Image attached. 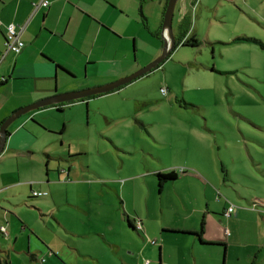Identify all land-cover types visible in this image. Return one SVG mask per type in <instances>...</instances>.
<instances>
[{"label":"rangeland","instance_id":"374dc122","mask_svg":"<svg viewBox=\"0 0 264 264\" xmlns=\"http://www.w3.org/2000/svg\"><path fill=\"white\" fill-rule=\"evenodd\" d=\"M177 9L178 5L172 18L174 35H178ZM137 13L134 21L141 33L137 48L134 38L130 40L128 55L135 70L124 77L157 58L160 54L153 53L162 48V38L155 36L161 31L160 15L146 17L143 10L140 15V4ZM186 29L179 41L193 36L198 45L177 41L169 57L147 75L111 94L64 106L61 113L52 107L31 111L7 128L9 134L17 126L22 128L25 138L16 144L18 151L5 149L0 155V188L5 187L0 207L11 226L18 217L28 234L34 232L50 244L55 264L93 263L73 257L76 240L61 226L90 235L83 243L92 252L97 248L93 244L102 242L93 235L103 237L111 231L118 239L120 231L121 237L129 236L123 212L133 217L134 206L151 212L156 226L174 220L178 210L207 205L221 219L222 211L231 206L234 217L242 214L240 218L248 223L224 220L228 250L214 244L180 255L189 264H194V257H213L214 264L264 260V248L259 253L251 248L264 241V49L253 41L233 42L242 36L264 45V0H201ZM160 87L167 93L161 94ZM3 89L0 104L10 96ZM63 89L60 85L59 91ZM182 170L207 174L214 190H203L187 179L159 186L156 173L181 175ZM61 171H69V181L61 179ZM224 182L227 189L217 185ZM29 187L48 196L29 199ZM7 225L0 227L2 241L13 240ZM133 232L141 243L142 234ZM120 250L124 257L129 252L127 245ZM158 254L155 247L156 260ZM42 256L38 254L30 264H42Z\"/></svg>","mask_w":264,"mask_h":264},{"label":"crops","instance_id":"0c3cea01","mask_svg":"<svg viewBox=\"0 0 264 264\" xmlns=\"http://www.w3.org/2000/svg\"><path fill=\"white\" fill-rule=\"evenodd\" d=\"M45 1L46 6L36 8L41 0H0V83H4L0 87H4L3 90L8 89L10 91V96L0 104V123L22 106L31 105L35 101L49 98L58 92L79 91L103 86L126 76L127 71H134L135 65L131 66L128 55L130 40L134 38L137 48L138 36L141 33L140 27L134 21L138 15L137 8L139 4L140 15L143 16L142 10L143 13L145 12L146 17L148 13L160 15L161 31L160 34L155 36L163 37L162 20L168 0ZM200 2L201 0H177L173 14L178 5V35H174L172 31L175 41L185 35L187 29L182 33L181 25L183 22L188 24L190 14L198 8ZM140 22L142 27L147 29L143 18ZM132 23L134 29L131 31ZM10 24L16 26L17 30H21L20 39L24 44L22 50L16 54L5 50V30ZM151 36L153 37V35ZM181 43H184V40ZM161 49H156L153 53L154 56H158ZM60 85L65 86L63 91H59ZM160 89H165L167 93L166 88L160 87ZM3 92L0 91V99ZM88 100L90 99L59 103L48 107L56 108V111L61 113L64 106H72L78 102L85 103ZM87 103L89 104V102ZM63 131L64 128L61 129L60 133H63ZM24 134L22 128L19 129L18 126L13 129L5 144L6 152L18 151L16 150V144L25 138ZM198 172H185L181 175L175 172L177 175L176 180L187 179L195 182L196 187L213 191L215 185L209 176L203 172ZM58 175L62 180L69 181V171L65 173L63 171L58 172ZM93 182H96L95 179L90 181V183ZM217 185L221 189L229 187L226 182L217 183ZM4 189L5 187L0 188L1 195L3 194L1 191ZM29 190V199L35 198L31 195V192L46 193L31 190V187H29ZM120 195L122 196V193ZM47 196L46 193L45 196L36 198L41 199ZM119 201L120 208L124 210L122 201L120 199ZM212 201L215 203L214 199ZM254 201L260 202V199L255 198ZM124 206L126 210L125 200ZM228 208L220 214L221 219L214 215V212L218 211L208 208V205L206 208L201 209L192 207L188 211L178 210L174 220L166 222L163 226H156L151 212L139 210L134 206L132 208L134 211L132 213L133 217L130 218L125 211L123 217L127 216L131 222L133 219L140 222L141 230L136 232L142 234V237H139L141 243L132 237L135 236L132 234L134 229L129 228L126 224V231L129 235L127 238L121 237L120 231L118 239L112 236L111 231H108L106 235L103 234V237L102 235H93L92 237L95 239H98L97 236L101 237L102 242L93 244L97 248L93 249L94 251L91 250L92 252L87 248L88 245L83 243L90 235H79L72 228L65 225L61 228L67 235L70 234V237L76 240L72 246L75 247L78 256L73 255V257H79L85 263L91 259L92 264H144L145 261L148 264H189L186 256L180 255L181 252L184 254L186 250L195 251L196 247L199 246L215 247L214 244H221L219 247L228 250L230 243H227L224 239V236L227 237L226 231L228 230L223 225L225 219L229 222H243L247 225L248 222L240 218L242 214L234 217L232 211L231 216H226L225 212ZM244 210L245 213L250 214L249 209L241 208V211ZM189 219H191L190 222ZM3 223L8 224V229L11 226L0 207V227ZM121 223L123 224V221ZM25 225L26 223L20 221L18 217L15 221L12 220L10 235L7 232L8 236H13V240L9 239L10 237L5 241L0 239V264H15L17 262L30 264L29 261H36L35 258L38 254L43 255L40 261L42 264L44 262L55 264L52 261L53 257H50V254H52L49 252L50 244L44 242L34 232L30 231L28 234V227ZM160 227L162 228L161 231ZM200 228L202 229V235L199 238L197 233ZM34 234L38 242L35 241ZM146 234L158 239L149 240L148 237H145ZM258 242L251 247L257 250L256 253L264 248V241ZM123 245H127L129 249L125 257L121 255L120 250ZM155 247L158 248L159 253L157 260L155 258ZM262 250L264 252V249ZM46 257L48 258L47 261H45ZM194 260L196 262L194 264H200L201 262L203 264H214L216 259L211 257L204 260L194 257ZM263 262L264 260H260L258 264H263Z\"/></svg>","mask_w":264,"mask_h":264},{"label":"water","instance_id":"95a60500","mask_svg":"<svg viewBox=\"0 0 264 264\" xmlns=\"http://www.w3.org/2000/svg\"><path fill=\"white\" fill-rule=\"evenodd\" d=\"M176 2L177 0H168L167 2V6L162 20V31H166L167 36L166 38L162 37V49L160 55L157 58H155L149 64L137 70L133 74L124 77L122 79L116 80L114 82L108 83L106 85L54 95L52 97L39 100L31 105L18 109L0 124V155L3 153L5 149V144L9 137L7 135L8 133L7 128L20 116L29 113L31 111L38 110L40 108L48 107L50 105H54V104L56 105L59 103H68L77 100H84L92 96H100L111 93L116 89L125 86L127 84H130L133 81L147 75L148 73L151 72V70L158 68L159 65L170 55L171 50L175 46V39L172 33L171 24H172L173 11Z\"/></svg>","mask_w":264,"mask_h":264},{"label":"built area","instance_id":"2783aa9c","mask_svg":"<svg viewBox=\"0 0 264 264\" xmlns=\"http://www.w3.org/2000/svg\"><path fill=\"white\" fill-rule=\"evenodd\" d=\"M41 6H46V1L45 0H41V2L39 3V5L36 7H41ZM21 31V30H20ZM20 31L17 30L16 26L10 24L6 27V30H5V50L9 53H19L24 44L23 42L21 41L20 39ZM163 37L166 38V31H163ZM160 93L161 94H165L166 93V90L165 89H160ZM46 193H37V192H33L32 193V196L33 197H42V196H45ZM233 211V207H229L227 209V211L225 212V215L226 216H230V214L232 213ZM135 225H136V229L138 230H141V225H140V222L139 221H136L135 222ZM1 232L6 234V229L5 228H1ZM148 263V262H147Z\"/></svg>","mask_w":264,"mask_h":264},{"label":"trees","instance_id":"16d2710c","mask_svg":"<svg viewBox=\"0 0 264 264\" xmlns=\"http://www.w3.org/2000/svg\"><path fill=\"white\" fill-rule=\"evenodd\" d=\"M188 24H186V22H183L182 25H181V31H183L182 33H184V31L186 30V26ZM180 39L176 40L175 41V46L174 48L171 50L170 54L175 50V48L178 46V42ZM242 40H245V41H253V42H257L262 49H264V45L261 44L262 42H260L259 40H256V39H249L248 37H240V38H236L233 40V42H239V41H242ZM180 44H182L183 46H186V45H189V46H197L198 43L196 41V39L192 36L188 41H184V43H181V41H179ZM169 57V56H168ZM4 85V83H0V86ZM95 96H92V97H89V98H86L84 100H87V99H91V98H94ZM84 100H80V101H84ZM1 124V123H0ZM7 135L9 136V132L7 133ZM63 173H65V171H63ZM180 173H185L184 170L180 171ZM156 177H157V180H158V184L159 186L161 187L165 182L167 181H171V180H176L177 178V175L175 172H159V173H156L155 174ZM33 192H31V195H32ZM36 198V197H35ZM231 216V214H230ZM126 221H127V225L129 226V228L131 229H134L135 231H138V229H136V225H135V222L136 220H131L126 216ZM134 223V224H133ZM140 231V230H139ZM202 235V229L200 228L199 232L197 233V236L200 238ZM203 243V242H202ZM206 244V243H205Z\"/></svg>","mask_w":264,"mask_h":264}]
</instances>
